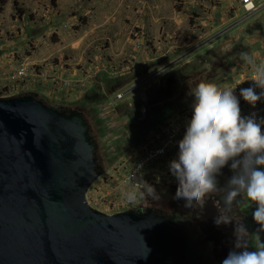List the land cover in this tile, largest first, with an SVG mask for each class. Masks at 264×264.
Returning a JSON list of instances; mask_svg holds the SVG:
<instances>
[{"label": "rangeland", "instance_id": "obj_1", "mask_svg": "<svg viewBox=\"0 0 264 264\" xmlns=\"http://www.w3.org/2000/svg\"><path fill=\"white\" fill-rule=\"evenodd\" d=\"M236 1L19 0L18 13L7 0L0 3V94L34 91L82 109L101 169L88 196L121 201L101 204L107 212L136 207L144 198L122 203L132 191L119 182L122 160L159 122L192 113L198 83L236 87L242 114L249 111L240 90L253 86L252 70L240 53L264 61V7L245 14L231 7ZM18 60L40 71L42 81L16 77ZM173 178L163 165L144 181L173 192L164 187ZM259 237L264 241V232Z\"/></svg>", "mask_w": 264, "mask_h": 264}, {"label": "water", "instance_id": "obj_2", "mask_svg": "<svg viewBox=\"0 0 264 264\" xmlns=\"http://www.w3.org/2000/svg\"><path fill=\"white\" fill-rule=\"evenodd\" d=\"M100 174L82 109L0 94V264H213L178 210L92 205Z\"/></svg>", "mask_w": 264, "mask_h": 264}, {"label": "clouds", "instance_id": "obj_3", "mask_svg": "<svg viewBox=\"0 0 264 264\" xmlns=\"http://www.w3.org/2000/svg\"><path fill=\"white\" fill-rule=\"evenodd\" d=\"M240 58L253 71L251 81L255 85L241 88L240 96L255 107L264 99V61L257 63L247 52H241ZM235 88H221L209 81L198 83L192 93L191 119L178 142V156L170 161L169 168L178 181L175 196L184 199L186 206H203L209 195L223 193L224 207L231 209L238 196L246 195L256 205L253 220L260 226L259 232H264V117L242 115ZM256 88L261 89L259 94ZM229 163L234 174L225 187H218L217 177ZM145 195L157 198L155 188L146 181L125 193L126 199L133 202ZM229 213L216 217V223H230ZM259 232L255 233L258 240ZM247 233L242 223L236 227L235 248L240 250L230 251L222 264H264V241L249 250L242 242Z\"/></svg>", "mask_w": 264, "mask_h": 264}, {"label": "flooded vegetation", "instance_id": "obj_4", "mask_svg": "<svg viewBox=\"0 0 264 264\" xmlns=\"http://www.w3.org/2000/svg\"><path fill=\"white\" fill-rule=\"evenodd\" d=\"M221 173L217 180L218 187L223 188L234 174L231 171L230 163L221 170ZM152 183L153 181H150L149 184ZM169 186L174 188L173 192L161 189L156 191L157 198L146 195L144 200L136 207L139 209L151 207L164 215H171L174 210H178L182 215H188V221L192 228L198 232V240L203 250L206 251L205 255L199 254L197 256L199 260H204L206 263L222 264L230 251H239L240 249L235 248L237 243L236 227L239 228L241 223L248 232L244 235V241L242 242H246L249 250H255L258 244L263 241L258 240L255 235V221L252 216L254 211L251 209V201L248 200L246 195L238 196L231 209L224 207L223 193L209 195L206 197L203 206L193 203L188 207L184 199H177L175 196L178 187L176 178L170 179L164 185L168 188ZM203 210L206 212V217H203ZM226 211L230 212L231 222L218 225L216 217L221 216Z\"/></svg>", "mask_w": 264, "mask_h": 264}, {"label": "built area", "instance_id": "obj_5", "mask_svg": "<svg viewBox=\"0 0 264 264\" xmlns=\"http://www.w3.org/2000/svg\"><path fill=\"white\" fill-rule=\"evenodd\" d=\"M230 5L231 7L239 6L245 14H251L264 7V0H237L236 2H231ZM13 74L22 79H26L33 74V79L37 83L42 81L40 77L41 72L23 60L15 62L13 65ZM250 78L251 80L254 78L253 71L250 74ZM252 84V87H254L253 81ZM260 91L261 89L256 88L258 94ZM253 113L256 114L258 119L264 117V99L258 101L255 107L249 104V111L242 115L247 116ZM191 115L192 113L189 111L177 113L159 122L150 135L141 139L138 145L130 150L122 160V166L119 172L121 175L120 184L133 190L137 184H143L147 171H154L158 166L163 165L169 168L170 161L176 159L178 156V142L183 138L186 125L191 119ZM156 165L158 166L155 168ZM88 200L98 208H101V204L104 206H112L121 202L120 200L117 202L108 200L107 194L104 193L98 194L93 198L88 196ZM131 202L127 199L122 203H125L126 206H131Z\"/></svg>", "mask_w": 264, "mask_h": 264}, {"label": "trees", "instance_id": "obj_6", "mask_svg": "<svg viewBox=\"0 0 264 264\" xmlns=\"http://www.w3.org/2000/svg\"><path fill=\"white\" fill-rule=\"evenodd\" d=\"M7 0H0L1 5H3L4 3H6ZM53 5H56V0H51ZM13 6L14 9L18 12V13H22L23 9L19 6V0H13ZM1 8V7H0Z\"/></svg>", "mask_w": 264, "mask_h": 264}, {"label": "crops", "instance_id": "obj_7", "mask_svg": "<svg viewBox=\"0 0 264 264\" xmlns=\"http://www.w3.org/2000/svg\"><path fill=\"white\" fill-rule=\"evenodd\" d=\"M258 11H260V9ZM255 12H257V11H255Z\"/></svg>", "mask_w": 264, "mask_h": 264}]
</instances>
